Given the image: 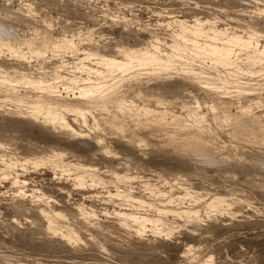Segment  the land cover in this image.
Listing matches in <instances>:
<instances>
[{
  "label": "bare ground",
  "instance_id": "1",
  "mask_svg": "<svg viewBox=\"0 0 264 264\" xmlns=\"http://www.w3.org/2000/svg\"><path fill=\"white\" fill-rule=\"evenodd\" d=\"M228 1L229 3L232 4L233 1L235 2L237 1L239 3L240 0H228ZM235 2H233V4H235ZM252 4H254V6L250 5L246 9V11L248 10L247 11L248 13L249 11H251V14H249L251 15L250 17L253 16L252 13L254 12H252V10H249L250 9L249 7H252L262 12L263 13L262 16L264 17V0H253ZM238 8L239 7L236 5L235 10H237ZM245 8L243 7V9ZM241 11H242V8L241 10H239V12ZM231 14L227 17L229 18L231 16L230 18L232 17L235 18ZM233 15H234V11H233ZM213 16L216 17L215 15ZM225 16H226V13H225ZM235 16L238 18L240 17L237 15ZM201 18L202 17L198 19L193 18L194 21H197L198 23L195 22L194 24L191 22V24H194V25L192 26L189 23L188 25L191 27H188L183 17L178 18L177 16L175 20L178 22V24L180 23V26L182 27V29L180 28L181 31L177 33L175 37H173L174 35L173 36L171 35L173 39L169 37V39H171L172 41L171 43H168V46H166V44L163 45L162 44L163 42L161 43V38H160L161 35L159 34L160 32H157L158 34L155 33V35H159L158 37L160 40L158 42L157 41L158 37L154 35L155 31H153L155 29H151L150 31H152L153 33H151L150 35H147V37L151 36L150 37L151 40H147L149 38L148 37L146 39L144 38L145 40L143 39L144 41H142V38H141L140 41L142 42L128 44L126 42H122L123 40H121L120 38L119 40L121 41L119 42H117L118 39L117 41L115 40L116 44H111L112 42L109 43V45H107L108 47L110 45H112V47L116 46L115 47L116 50L115 49L112 50V52L114 51L115 53H111L109 51H103V49L106 50L103 47H102L103 48L102 52L97 51L99 49L93 48V44L91 43L92 39L91 37L86 35V32L83 33V35H86V36H81V34L73 33L74 31H70L73 34H71V36L67 38L66 35L43 31L41 32L39 36V40L35 41L34 39H32L30 35L34 31L32 30V32H28L26 34L27 36H23L21 38L19 37L16 39V38L11 37L10 35L11 32L7 30V27H5V25L1 23L0 25L4 26L3 28L4 31L6 30L8 32H5V34H2V35L0 34V55L2 56V53H5V51H7L6 53L10 55L9 57L13 58L11 59L13 62L11 60L7 61L9 60L7 58L5 59L7 62H5L4 59H2L4 60V62H0V82H1L0 87H2V84H3V87H2L3 89L0 88L3 94L1 93L0 95L2 97H8L9 99L13 98L19 102V105H24L26 107L24 110L26 118L34 117L36 120H40L41 122L44 121L43 123L47 125L51 123V125H48L50 126L49 129L50 128L51 129L53 128L54 130L56 129L57 133H61L64 136L65 134H68V136L70 135V137L72 135H80V137H84V135H87V134L84 133L82 128L85 127V125H90L89 127L90 129L91 128L95 129L94 132L99 131L100 133L104 135L106 133H108L109 135L113 134L112 136H114V134L115 135L118 134L117 136L120 137L121 134H126V133H123V132H126V130L131 133L135 131L136 136L141 135L138 138L139 140L141 138V141H142V139L147 138V137L145 138L142 137V135L146 136L149 134H153L155 135L154 138L155 137L159 138L158 140L162 139L161 140L162 143L163 141H165L164 143L169 142V143H172L173 145L176 144V147L177 145L181 147H188V148L190 146H193V147L195 146L198 149L204 148L205 152H213L215 151L214 149H217L218 151L220 143H221V140H219L220 135L224 137V139L227 140L228 142H229L228 138L229 139L231 138L230 140L232 142H238V141L243 142L245 140H250V141H254L256 146L261 145L264 148V90H263L264 88L261 91L254 90V89H257L259 84L256 83L255 88H252L250 87L252 86L251 84L248 85L249 84L248 80L247 81L245 80V78L248 79V76H249V80L252 81L250 78L255 73L256 75L258 74V75L264 76V37L261 38L262 37L261 34H264V33L262 32L258 33L261 35V37H258L259 35L256 34L257 31L255 30L254 32H250L247 35L245 34L248 31L246 33L241 31V33L243 34L245 33L244 36H242L243 34L241 35L236 34L233 31L234 29H232L233 32L232 31L230 33L225 32L227 33L225 35L226 37L222 39L221 37L224 36L225 33L223 34L221 30L222 28L223 30H225L224 28L226 27L220 26L222 28H219V25L217 24L218 25L217 28H219L220 29L219 30L215 26H212L215 23L213 21V23L210 24L211 26H207L208 27L207 28L205 24L203 25V23L208 22L209 20L211 21V18L209 17L208 19L207 16L203 18L204 20H202ZM221 19L224 20L225 18L223 19L221 17ZM236 20H239V19H236ZM250 20L252 21L253 19H250ZM246 21H244L245 22L244 25L245 24L247 25L248 22ZM251 21L250 23L254 22V21L252 22ZM226 22H227V19H226ZM217 23L220 24V22H217ZM240 23L241 21H239V24L237 22L238 24L237 26L241 25L239 27H244V25L242 26V24ZM36 25L35 26L33 25L30 28L37 29ZM220 25H223V22ZM235 25H233V27ZM3 26H1L0 30H2ZM161 27L162 26H160V28ZM4 31H2V33ZM221 33L223 35L220 36ZM218 34L220 37L218 36L217 38L216 36ZM5 35H9L11 38ZM153 37H156V39ZM75 40H77V43L85 41V45L87 46V48H83L82 50H79L77 47V43H75ZM159 43L163 45V47L160 46ZM234 45L236 46L238 45L239 49L244 51L243 55H242L241 50L238 49V47H236L237 49L235 50ZM63 49H69L73 55H71L69 58L71 61V65L68 67L63 66L62 68H65L64 69L65 71L62 69L63 70L62 72L60 71V68L62 66L61 62L63 61L62 57H65L63 55V52L65 50ZM111 49L112 48H110V50ZM237 50H239L240 52ZM46 53H50V57H49L50 60L48 57H46V59H48L49 61L43 60L45 58L42 59V57L46 56ZM239 53L241 54L240 57H238L237 55ZM203 58H208L210 62L207 67L200 68V66L206 65V64L204 65V62L202 64V61L204 60L206 61V59H203ZM24 60L26 62H24ZM66 60L67 59H65L64 61ZM238 60H240V62ZM44 61H47L48 63ZM234 65H236L238 68L239 66L244 68V69H241L242 71L240 70V72L244 73V75L247 74V72L249 71L247 77L245 75V78H244L241 75L244 78L243 82H242L243 79H239V78L237 79L239 70H235V71L232 70L233 71L232 73H235V72L237 73V75L236 73L232 75L230 69ZM228 66L231 67L230 69L228 68L230 71L229 70L227 71L226 69V67ZM178 67L180 68L184 67L183 68L184 71H181L182 69L179 70ZM208 67H209V70L213 72L207 73L206 71H204V69ZM176 68L182 73L185 72V74H183L185 76L187 72L188 74H190V75L187 74V77L191 79V81L188 79V82L190 83L187 84L185 82L186 84H183V85H186V86H183L185 87L183 89H184V92L186 91L184 93L186 95L182 94V98L180 95H179L180 97L175 95V93H177L175 92V90H173L175 87L174 88L172 87L173 88L172 89L170 86L168 88L172 89L173 93L172 92L171 93L173 95L165 94L166 97H162V98L161 96L159 97V95H156V92L154 91V87L156 86H153V85H152L153 87H147V88H141V87L137 88L136 87V89L133 91L131 90L132 86H130V92L129 91L128 93L126 92L128 95H125L124 93H123L124 95L123 94L120 95L118 91H114L118 88L117 86L115 87L113 86L116 85V83H118L120 80L122 82V80L125 77L131 76V78H134V77L136 78V77H139L141 74H143L144 76L145 74H147L149 77H153V80H154V78L155 79L158 77L163 78L162 76L170 75L171 73L176 72L177 70ZM245 69L247 70L246 73L244 72ZM223 71L225 72L227 71L226 72L227 74H229L230 72L231 74L229 75L231 77L233 76L234 77L231 78L228 75V78H227L226 76L227 74L223 75L222 73ZM203 72L207 74H204ZM218 73L220 74L222 73L223 76L219 78L220 74L217 75ZM250 73L251 74L253 73V74L250 76L249 75ZM132 75L133 76L136 75V76L132 77ZM147 75L146 77L149 78ZM205 75H208V76H205ZM256 75H254V77ZM144 76H141V77H144ZM235 76L237 77L235 78ZM257 78L258 77H256L255 82ZM117 80L119 81L117 82ZM125 81L127 82L126 79ZM262 81H264L263 77H262ZM59 83L61 85L63 84L64 88L67 91L72 92L73 90H78L79 96L75 98L73 97V99H71L72 97L68 98L69 92L68 94L66 92L68 96L61 97L59 94V89H58V86L60 85ZM180 83H182V81ZM228 83L231 84L230 86H232V88L228 87L229 86ZM252 84L254 85V83ZM17 85H22L21 86L22 89L25 88L24 90L25 93L23 92L24 94L19 95L20 92L15 91L17 90L16 89ZM140 85H141V82H140ZM17 87L19 88V86ZM108 88H109V91H108ZM104 89H107L106 91H108V93H111L110 90H112V93L116 92V95L115 93L114 94L111 93L112 95H115L112 97L111 94L109 95L103 94V92H106ZM17 91H19V89ZM15 92L18 95L15 94ZM228 92H231V94L229 93L230 97H226ZM224 93H226V95L223 96ZM221 94L223 97L221 96ZM215 96H217V98ZM13 99H11L10 101H15ZM200 105L208 107V108L206 109V111H204L205 109L203 110L202 106ZM230 106H232V108H235V111L231 112L232 109ZM19 110L21 109H18V111ZM21 112L22 111H20V113ZM86 112L88 113L90 112L89 114L87 113L88 119L90 117L89 120L87 119ZM247 119H250V122H246ZM242 125H246V127H243ZM138 128L140 131H141L140 128H142V131L144 129L145 130L144 133L142 131L140 132L139 130H137ZM46 130H48L47 127H46ZM136 130L139 131L140 134L137 133ZM46 132H49V131H46ZM94 132L93 134H91V136L94 135ZM99 132L97 134V138H102L101 137L102 135H99ZM127 134L126 136L130 135V134L129 135ZM131 135L133 136V133ZM135 135H134V138L136 139L137 137H135ZM58 136H57V139H58ZM1 139L2 138H0V140ZM70 139L72 138H68L65 141L68 142L67 140H70ZM83 140H86V139H79L76 142H73L71 144L68 143L67 145H64V143H62L63 145L62 144L60 145V143H56L57 141L55 143L54 142L47 143L46 146L43 145L44 147H42V148H45L44 150L49 149L47 150L48 151L47 153L51 152V154L46 155L47 157L43 156L44 155L43 153L45 152H43L42 155H38L40 152H42V150H40V152L37 151L39 153L36 152L38 156L35 155V153L32 155L29 154L26 156L20 155L19 157H16V155H13V154H8V156L10 155L9 158H5L6 160H4L3 158H1L4 156V154L0 152V159L2 161V163L0 164V170L2 171L0 174V180L3 178H6L8 179L10 186H13L12 193L14 194V196H16V198H18V201L16 199L17 201L16 203L18 207L17 211L18 210L29 211V209H31L32 210L31 212H33V214L32 213L31 214L34 215L33 219L37 218V219L43 220L42 226H43L44 231H46L47 233H51L52 236L53 234H58V236L60 237L59 238L60 240L64 239L63 243L64 244L66 243L67 247L72 246L73 244L75 245V243L77 244V242L81 241L82 244L90 243L91 246L97 247L98 250H103V251L105 250L104 252H106L108 248L107 246L109 245V243L108 245L106 244L107 242H110L108 240V237L113 234L112 230L111 232L109 230L110 227L108 229V226H110L111 221H107V218L105 219V221L107 222H104V220L103 222L98 220L97 211L102 210V209L109 210L108 206L112 203V201H116V199L123 202L122 203L123 206L125 204L128 205V202H129V203H132L130 204L131 207L134 204L133 206V208L135 207L134 210L136 209V207H141L144 210V213L142 215H139L136 212L140 208H137L134 211L133 208L129 206H128L129 209H127L128 207L126 205L124 207H127L126 208L127 210H125L123 209L124 207L121 204H119V206L123 208L116 207L112 209L111 211L109 210L107 215L105 214L107 217H110L111 219L114 217L113 220L114 221L116 220L115 222H117V225H118L117 229L114 227V225L112 226L113 227L112 229L114 231L116 229V232L113 231L115 233L113 236V239L109 237L113 240L112 242H116V243L117 241L122 242V240L126 241L127 239H132V237L134 236L135 237L139 236L141 238L140 235L143 236V232L147 231L146 229L147 225H145L147 222L150 224L148 228V230L151 232L150 235H152V237L154 236V238L158 236V234L160 233L163 234L164 232L165 233L170 232L172 234V232L178 231V229L185 230L186 227L188 228L189 226L187 224H190V225L193 224L191 226V230L195 232V230L198 229L197 226L200 224H203L202 220L205 219L204 217L206 216L208 217L209 214L211 215L209 211L212 210V208H215V207L217 209L219 207L222 208L221 204H224V203L227 207H229L234 202L232 200L234 198L233 196H232L233 198H231V196L230 198H228V196H223L224 194L217 195V193L211 194V196L208 198H204L207 190L205 191V193H203V191L202 192L200 191L201 189L200 190L199 188L196 189L197 187L193 186L191 184L192 182L190 183L188 181V178H186L188 174L186 175V172L190 170L191 168L188 167L187 165L179 163L180 161L176 165L174 164L173 166H170V165L163 166L162 162L161 163L159 162L158 164L155 162H146L148 164L147 166L153 167V169L151 168L152 170L151 172L154 173L153 177H155L156 175L155 172H158V173L162 172L163 173V175L161 176L162 178L157 179V177H155V179H152L151 177L152 173H150L149 175H147L148 177L146 178V180L144 179L139 180L137 185H134L133 183L132 184L127 183V179H132V178L134 179V178L142 177L138 174V172H133V171L130 172V170L128 171L127 169L118 170L117 166L115 167L113 165L116 163V161L114 163L113 162L114 160L112 162L107 159L101 160L102 155L100 157L98 156L97 158H95V155L93 154L94 157L92 158L93 159L95 158V159L91 160V162L89 161L88 162L86 161L85 162L84 161L83 162H78V161L73 162L69 158L63 159L59 157L62 155V154L60 155L59 151H83L85 153L87 152L92 153L91 151L94 149V146L91 144L92 142L87 141V140L83 141ZM98 140L100 141L101 139H98ZM170 140L172 141L170 142ZM99 141H96V142H99ZM158 142L159 141H157L156 143L157 145L160 146ZM191 148L192 147H190L189 149ZM228 148L232 149L230 147V144ZM193 150L195 151L194 148ZM197 151L201 152V150H197ZM53 152L55 153L53 154ZM213 153L216 154L217 152L215 151ZM220 153L218 152V154L216 155H219ZM15 154H18V153H15ZM51 156L52 157L58 156L59 158L53 159ZM244 160L246 159L244 158ZM135 161L137 162L139 161L140 163L139 166L141 165V163L144 162L138 159H134L133 163H136ZM48 162L52 163V165L49 166L50 172H51L50 174L52 175V177L57 178L56 176L57 174L64 175L63 180L67 182L66 183L67 187L66 185L64 187L61 185L60 187L66 189L70 194L69 193L63 194L62 196L58 195V197L63 198V199L61 198L62 200H60L59 202L53 201L51 199L53 196L52 192L50 193L51 188L47 191V190H44V188L41 187L40 185L36 186L35 184L36 182L34 178H35V175H39L40 166L43 164H49ZM99 162L105 163L107 165L106 166L107 169L105 170L106 174H104L101 171V168H102L101 165L98 168L96 167V164ZM174 162H177V160H175ZM236 166L233 165V168L234 167L236 168ZM242 166L243 164H241L240 167ZM228 168L231 169L230 167ZM197 170L198 169H196V171ZM12 173H15V175L12 176ZM58 178L60 179L59 176ZM167 179L168 180L173 179L174 181L178 179L179 180L178 182L182 180L183 182H180V185H178V187H181L182 188L181 190L184 191V192H181V193H184L183 194L184 198H186L187 201L191 203L193 202V205L195 203V206L190 207L191 205L187 203L188 206L184 208L176 207V209L174 208L172 209L169 205L172 203L171 201H170L171 203H169L170 199L167 200L166 198H162V197L160 199L159 196H158L159 199L157 201H155L156 199L154 201L153 200L150 201L149 198L153 196L155 193L152 195V193L149 191H153V189L155 191V189L160 188L157 186L159 182L166 181V184H167ZM118 181L119 182L123 181L124 183H127V185L120 186L119 184H116V182ZM178 182L175 181V183H178ZM163 183H160V184H163ZM175 183H172V184H175ZM58 185L60 184L58 183ZM154 186L156 188H154ZM159 186H162V185H159ZM172 186L173 187L177 186V184L171 185L170 187ZM26 187L31 188V190H29L31 192L30 195L26 194L28 191L27 189H25ZM96 187H100L102 190L101 191L94 190ZM150 188H153V189L149 190ZM46 189H48V187ZM143 189L146 190L145 191L146 193H147V189L149 190L148 191L149 194L151 193L149 198L146 195L144 196L142 195V193L144 194ZM74 190H78V191L80 190L81 192H83L82 194L90 192L88 196L96 195V194L91 195L92 192L100 193V194H97L98 196L97 195L96 196L97 197L100 196L101 200L99 199L100 200L99 203L90 202V204L85 203L83 200H82L83 202L80 201L82 198L80 200L78 199L74 200L70 196L72 194L71 192H73ZM83 190H85L86 192ZM140 190H143L141 191L142 193L138 192ZM159 193L161 192H158V194ZM158 194L156 193V195ZM26 195L30 196L31 201H28V202L25 201L24 198L27 197ZM167 196H169V194H167ZM180 197L181 196H179V198ZM171 198H173V196H171ZM179 198L178 200H181L182 197L180 199ZM19 199L21 200L24 199V201L23 200L20 201ZM147 201L148 202L150 201L149 202L150 204H146ZM112 204H111V207L113 206ZM115 204L116 203H114V205ZM247 208L249 207L247 206ZM149 211H150V215L152 214L151 211H154L155 214H152L151 215L152 217H148L149 215H147V213ZM167 211H169L172 214V219L170 221H168V219L162 215L163 213L167 215L166 213ZM145 220H147L146 223L144 222ZM106 230L107 231L109 230V232H106ZM86 231L92 232V234L89 236L88 239L83 241L82 238H84L83 235L85 234ZM105 232L107 234L110 233L108 234L109 236L107 237V239L102 236L105 234ZM184 232H186V230ZM180 233L182 232L180 231ZM189 233L191 232H188V233L186 232L185 235ZM195 233L193 234L191 233V234L195 235ZM102 237L103 239H105V244L104 242L101 244L102 240L100 241V239H102ZM187 237L190 238L188 235ZM192 239H194V237H192ZM185 241H183L184 243H182L184 244L182 248L184 249V251L183 250L182 251L184 253L185 251L190 252L194 245L188 240L187 242ZM112 242H111V247L115 248L116 247L115 245H118V244H115ZM131 243L133 244V242ZM196 243L198 244L199 242H196ZM105 245L107 248L105 247ZM152 249H155V247ZM207 254L208 253H206V255ZM207 257H210V256L207 255L205 257L204 259L205 262L207 261Z\"/></svg>",
  "mask_w": 264,
  "mask_h": 264
},
{
  "label": "rangeland",
  "instance_id": "2",
  "mask_svg": "<svg viewBox=\"0 0 264 264\" xmlns=\"http://www.w3.org/2000/svg\"><path fill=\"white\" fill-rule=\"evenodd\" d=\"M227 1L228 0H0V24L2 23L3 25H5V27H7V30H9L11 32V34L9 33L11 35V37L16 38V39L19 37L21 38L23 36H27L26 34L28 32H32V30H34L33 31L34 33L32 32V34H30V35H31L32 39H34L35 41L39 40V36H40L41 32H43V31L54 32V33H58L61 35H66L67 38H69L71 36V34H73V33L81 34V36L87 35V36L91 37V39H92L91 43L93 44V48L99 49L97 51H101V52H102V49L105 48L106 50L103 49V51H109L111 53H115L114 51L112 52V50H114V49L116 50V48H115L116 46L112 47V45H110L111 47L110 46L108 47L107 45H109V43L112 42L111 44H116L115 40L117 41V39H118L117 42L123 40L122 42H126L128 44H133L136 42L139 43V42L144 41L146 38H148L149 36L147 37V35H150L151 33H153L152 31H150L151 29H155V30H153V31H155L154 35H155V33L158 34L157 32H160L159 34L161 35V37H160L161 43L163 42L162 43L163 45L166 44V46H168V43H171V41H172L171 39H169V37L173 39V37H175V35L177 33H179L182 29V27L180 26V23L178 24V22L175 20V18H177V16H178V18L183 17L186 25H188L190 23V25L193 26L195 24V22L198 23L197 21H194V19H198V18L202 17L201 19L204 20L203 18L205 16H207V18L209 19V17L211 18L213 15H215L216 17L213 16L211 18V21L209 20L208 22L203 23V25L205 24L206 27L211 26L210 24L213 23V21H214L215 23L212 26H215L216 28L218 27V25H219V28L226 27V28H224L225 30H223V28L221 30L223 34L225 32L230 33L232 31V29H234L233 30L234 33L240 34V35L243 34V33H241V31H243L245 33L248 31L246 34L244 33L245 35H247L250 32H254V30L257 31L256 34L261 33V32L264 33V20H262V19H264V17L262 16L263 13L252 8V7H249L250 9L249 8L248 9L252 10V12H254V13H252L253 16L250 17L251 15H249V14H251V11H249V13L247 12L248 10L246 11L248 6H250V5L254 6V4H252L253 0H240L239 3L236 1L238 4L235 1H233V2H235V4H233V2L231 4V3H229V1L228 2ZM222 4H223V6H222ZM236 5L240 8V9L238 8L239 10H241V8H242V11H241L242 13L239 12L238 9L235 10ZM220 6H222V7H220ZM242 6L244 8L245 7L246 8L243 9ZM233 11H234V15H233ZM235 11H237V12H235ZM255 12H256V14H255ZM225 13H226V16H225ZM239 13H241L242 15ZM218 14H220V15H218ZM230 14L232 16H234L235 18H233V17L230 18L231 16L228 18L227 16H229ZM235 15L240 16V17L238 18ZM254 15L256 18L254 17ZM219 16H221L223 19L224 18L225 19L222 20L221 17H219ZM201 19H199V20H201ZM226 19H227L228 23L226 22ZM236 19H239V20H236ZM250 19H253L252 21H254V22L250 23V21H251ZM239 21H241L240 24H242V26L245 23L244 21L248 22L249 24L247 23L248 26L245 24L246 26L244 25V27H239V26H241V25L237 26L239 24ZM191 22L194 24H191ZM217 22H220V24H222V22H223V25L224 24L225 25L224 26L220 25ZM237 22H238V24H237ZM207 23H209V24H207ZM257 23H259V24H257ZM7 24H8V26H7ZM3 25H0V28ZM33 25L34 26L36 25L37 29L36 28L31 29L30 27H32ZM156 25L159 27H157ZM233 25H235V26L233 27ZM160 26H162V27L160 28ZM220 26H222V27H220ZM188 27H191V26L188 25ZM3 28H4V26L2 27V30H0L1 35L5 34V32H8L6 30L4 31ZM219 28H217V29H219ZM238 28H239V30H238ZM245 29H247V30H245ZM2 31H4V32L2 33ZM70 31H74V32L71 33ZM85 32H86V35H83V33H85ZM222 33L220 34V36L223 35ZM227 33H225L224 36H222L221 38L223 39L224 37H226L225 35ZM244 34L242 36H244ZM171 35L172 36L174 35V36L171 37ZM258 35H257L258 37H261V35H262L261 38L264 37V34H261V35L258 34ZM5 36L10 37L9 35H5ZM152 36H153V34H152ZM155 36L158 37L159 35H155ZM165 36H166V38H165ZM218 36H219V34L216 37L218 38ZM156 37H153V38L156 39ZM120 38H121V40H119ZM141 38H142V41H140ZM149 38L147 40H151V38L150 39ZM157 39H158L157 41L159 42V40H160L159 37ZM213 40H215V39H213ZM113 42H115V43H113ZM75 43H77V40H75ZM163 45L160 44V46H162V47H163ZM77 47L79 50H82L83 48H87V46L85 45V41L77 43ZM236 47H238V45L237 46L234 45L235 50L237 49ZM110 48H112V49L110 50ZM238 49H239V47H238ZM63 50H65L63 52V55L65 57H62L63 63L61 62L62 66H61V68L59 67L60 71H62V72L65 69V68H62L63 66L68 67L71 65V61L69 58L71 55H73L69 49H63ZM239 50H241V49H239ZM239 50H237V51H239ZM6 52L7 51H5V53H2V56L0 55L1 56L0 62H4V60L6 58L9 59L7 61H10L11 59H13L12 57H9L10 55ZM66 52H68V53H66ZM241 52L243 55L244 51L241 50ZM237 55H238V57H240L241 54L239 53ZM237 55H235V56H237ZM46 57L49 58L50 53H46V56L42 57V59L45 58L43 60L49 61L50 58L48 60V59H46ZM2 59H4V60H2ZM17 59H19V58H17ZM65 59H67V60L69 59V60L64 61ZM203 59H206V61L205 60L202 61V59H201L202 64L204 62V65L205 64L206 65L205 66L202 65V66H200V68L201 67H207L209 65L210 61L208 60V58H203ZM7 61L5 60V62H7ZM47 61H44V62H47ZM88 61H90V60H88ZM238 61L240 62V60H238ZM24 62H26V61L24 60ZM236 67H237L236 65L232 66V68L230 66H228V67H226V69L228 71L231 68L230 69L231 73L233 72L232 70H234V71L239 70L240 75L239 74L237 75V73L235 72L236 75L238 76V77L235 76V78L237 77V79L238 78L243 79L242 80V82H243L245 75L247 77L249 71L247 72V70L245 69L244 72L245 73L247 72V74L244 75V73L240 72V70L244 69V68L239 66L240 69L238 67H237L238 68L237 69ZM183 68L178 67L179 70L182 69L181 71H184ZM178 69L176 70V72H173L170 75L162 76L163 78L158 77L159 79L154 78V80H153V77H149L147 74H145V76L143 74H141L139 77H136L137 79L134 77L136 75H134V76L132 75V77H134V78H131V76L125 77L122 80V82H121V80L120 81L117 80V82L119 81L121 83L118 82L119 84L116 83V85L113 86V87L117 86V88L119 89L118 90L115 88L116 90H114V91H118V93H120V95L123 93L125 95H128L127 93H128V91L130 92V86H132L131 87L132 91L135 90L136 87L137 88H139V87L147 88V87L156 86V87H154V91L156 92V95H159V97L161 96V98H162V97H166V95L172 94L173 93L172 89L175 87L176 89L174 88L173 90H175V92L178 93V94L175 93V95H177L178 97L181 96V98H182V94L186 95V94H184L186 91L184 92V89H183V88H185L183 86H186V85H183V84H186V83L188 84L190 82H188L189 78L187 77V74H188L187 71L188 70L186 69L187 74L185 76V75H183V74H185V72L182 73ZM204 71H206L207 73L213 72V71L209 70V67L204 69ZM224 72L225 71L222 72L223 75L227 74L226 72L225 73ZM179 73L180 74L182 73V74L180 75ZM207 73H204V74H207ZM222 73L217 74V75L220 74L219 78L221 76H223ZM231 73L229 72V74H231ZM235 73H232V75H234ZM253 73H255V72H253ZM229 74L226 75L227 78H228ZM252 74L250 73L249 75L251 76ZM146 75L149 78H147ZM188 75H190V74H188ZM254 75H256V73L252 75L253 78H252V76L250 78L252 81L249 80V76H248V79L245 78V80L246 81L248 80V83H249L248 85L251 84L252 86H250V87H252V88H255L256 83L259 84L258 87L256 86L257 89H254V90L261 91L264 88L263 87L264 81H262V77L264 79V76L257 74L254 77ZM141 76H144V77H141ZM205 76H208V75H205ZM233 77H231V78H233ZM256 77H258V78L255 82ZM224 78H226V77H224ZM259 78H261V79H259ZM125 79L127 80V82L125 81ZM133 79H134V81H133ZM138 80L141 82L142 86L140 85V82ZM158 80H160V81H158ZM189 80L191 81V79H189ZM175 81L176 82L178 81V82L176 83ZM181 81H182V83H180ZM134 83H136V84H134ZM153 83H155V84H153ZM252 83H254V85ZM260 83H261V85H260ZM179 84H181V85H179ZM245 84H247V83H245ZM0 85H1V82H0ZM230 85L231 84H229L228 87L232 88V86H230ZM17 86H19V88ZM17 86H16V89L17 90L19 89V91H17V90H15V91L20 92L19 95L24 94L25 88L22 89V87H21L22 85H17ZM169 86L171 88L172 87L173 88L170 89V88H168ZM2 87H3V84H2ZM2 87H0V88H2ZM113 87H112V89H113ZM165 87H167L168 89ZM120 88H122V89H120ZM58 89H59V94L61 97L62 96L65 97V96L69 95L68 98L72 97L71 99H73V97L75 98V97L79 96L78 90H73L72 92L67 91L64 88L63 84L62 85L60 84L58 86ZM179 89H180V91H179ZM104 90L106 91L107 89H104ZM108 91H109V88H108ZM108 91L103 92V94L109 95L112 93V90H110L111 93H108ZM16 92H15V94H17ZM66 92H67V94L69 92V94L67 95ZM224 92H226V91H224ZM255 92H257V91H255ZM1 93H2V90H0V94ZM99 93H100V91H99ZM114 93L116 95V92H113L112 94H114ZM229 93L231 94V92H228L226 97H230ZM115 95H112V97ZM224 95H226V93H224L223 96ZM221 96H222V94H221ZM107 97H109V96H107ZM215 97L217 98V96H215ZM11 99H13V98H11ZM11 99H9L8 97H2L0 95V133H1L0 138H2L1 139L2 141L0 140V152H2L4 154V156L1 157L4 160H6L5 158H9L10 155L8 156V154L16 155V157H19L20 155H23V156H26L29 154L32 155L34 153H35V155H37L36 152L37 151L40 152V150H42V152H40L41 154L39 152H37V153H39L38 155H42V153L45 152V153H43L44 154L43 156L47 157L46 155L51 154V152L47 153L48 152L47 150H49V149L44 150L45 148H42V147L46 146L47 143H50V142L55 143L57 141L56 143H60V145L62 143H64V145H67L68 143L71 144L73 142H76L79 139H86L87 141L92 142L91 144L94 146V149L91 151L92 153H89V152L85 153L83 151H59L60 155L62 154L59 157L63 158V159L69 158L73 162L74 161H78V162H83V161L88 162L89 161V162H91V160H94L98 156L100 157L102 155V157H101L102 159L100 158L101 160L107 159L111 162L114 160L113 161L114 163L116 161L117 164L115 163L113 165L115 167L117 166L118 170L127 169L128 171L130 170V172L131 171L138 172V174L142 177L134 178V179L133 178L127 179V183H129V184L133 183L134 185H137L139 180H143V179L146 180V178L148 177L147 175L152 173L151 168L153 169V167L147 166L148 164L146 162H155L157 164L159 162L160 163L162 162L163 166H169V165L173 166L174 164L176 165L180 161L179 163L187 165L188 167L191 168L190 170H188L186 172V175L188 174L186 177V178H188V181L190 183L192 182L191 184L193 186H196L197 187L196 189H198V188H199V190L201 189L200 191L201 192L203 191V193H205V191L207 190L206 191L207 194L205 193L204 198H208L211 196V194L217 193V195H223L224 194L223 196H228V198H230V196H231V198L234 197L232 199L234 202L229 207H227L224 203V204H221L222 208H220V207L218 209L216 207L212 208V210L209 211L211 213V215L208 213L209 218L207 216L204 217L205 219L203 218L204 220H202L203 224H200L197 226L198 229L195 230V232L198 231L197 233H195L191 230V226L193 224H191V225L187 224L189 226H188V228L186 227V229H185L186 232L187 233L191 232L192 234L195 233V235H192L191 233L185 235L186 232H184L185 231L184 229H182V230L178 229L179 233H178V231H174V232H172V234L170 232H167V233L164 232L163 234L162 233L158 234V236H156L154 238V236L152 237V235H150L151 232L148 230L150 224L148 222L146 223V221L148 220L147 219L144 221L146 223V224L145 223L144 224L147 225V228H146L147 231L143 232V236L140 235L141 238L139 236H136V237L134 236L135 238H137V237H139V238L135 239L134 237H132V239H127L126 241L122 240V242L124 241L123 243L118 242V241L116 243V242H112L113 241L112 239H113V236L115 234L114 232H116V229L118 228L117 222H115L116 220L115 221L113 220L114 217L111 219L110 217H107L106 215L108 214L109 210L111 211L112 209H114L116 207L123 208L124 206L127 205V204H125L123 206L122 205L123 202L116 199V201H112V203H113V204L111 203L113 205L112 207H111V204L109 205L110 207L108 206L109 210L102 209V210L97 211V219L98 220H100L102 222H103V220H104V222L111 221L110 223L112 224V225L110 224V226H108V229L110 227L109 230H110V232L112 230L113 234L111 233L112 235L109 236L108 234H110V233H108V234L106 233V232H109V230L108 231L106 230V232H105L106 236H105V234L102 235L106 239L108 236L112 238L111 239L108 237V240L110 242H107L108 240L106 241L107 242L106 245H108V243H109V245L107 246L108 248L105 245V247L107 248V250H106L107 253H106V252H104L105 250L104 251L98 250L97 247L91 246L90 243L82 244L81 241L77 242V244L75 243V245L73 244L72 246L67 247V244L65 243L66 244V246H65V244L63 243L64 239L60 240L59 239L60 237L58 236V234H53V236H52L51 233H47L46 231H44L43 226H42L43 220L37 219V218H34L35 219L34 220L33 219L34 215H32L33 212H31L32 211L31 209H29V211H25V210H23V211L18 210L17 211L18 207H17L16 202L18 201V198H16V196H14V194L12 193L13 192V190H12L13 186H10L8 179L3 178L0 180V264H125V263L126 264H264V196H263L264 195V148L261 145L256 146L255 142L250 141V140H245L243 142H240V141L232 142L230 140L231 138L230 139L228 138V140H229V142H228L227 140L224 139V137H222L220 135L219 140H221V143H220L219 149H218V151H217V149H214V150L217 152L216 154H218V152L219 153L221 152V153L219 155H216L215 153H213L215 151L205 152L204 148L198 149L195 146L194 147L190 146L192 148L189 149L190 147L189 148L188 147H181L179 145H177V147H176V144L173 145L172 143H169V142L164 143L165 141H163V143H162V141H161L162 139L158 140L159 138H156V137L154 138L155 135H153V134H149L146 136L142 135V137H144V138L147 137L146 139H148V140L142 139V141H143L142 142L141 138H140V140L138 138L139 136H141V135H139L140 134L139 128L137 129L139 131L136 130L137 133H139L138 134L139 136L135 135V133H136L135 131L132 132L133 133V136H132L131 135L132 133L127 131V130H126V132H123V133H126V134L128 133L127 135H129V134L130 135L126 136V134H121V135L119 134L120 137L117 136L118 134H116V135L114 134V136H112L113 134L109 135L108 133H106L104 135L98 131L99 135H102L101 136L102 138H97L98 132L97 131L94 132L95 129H93V128L90 129L89 128L90 125H85V127L82 128L84 133L87 134V135H84V137H80V135H72L73 137L72 136L70 137V135L68 136V134H65V136H64L61 133H57L56 129L55 130L53 128L49 129L50 126H48V125H51V123H49V122H48L49 124L47 125V124L43 123L44 121L41 122L40 120H36L34 117H27L26 118L25 111H24L26 107L24 105H19V102L15 99H13L15 101H10ZM199 104H200V102H199ZM200 106H202V105H200ZM232 106H230L232 109V110L230 109L231 112L235 111V108H232ZM207 108L208 107L202 106V109L203 110L205 109L204 111H206ZM18 109H21V110L18 111ZM20 111H22V112L20 113ZM87 113L88 112H86V114ZM88 114L86 115L87 119H88ZM89 119H90V117H89ZM38 121H40V122H38ZM45 122H47V121H45ZM246 122H250V119H247ZM242 126L246 127V125H242ZM46 127L48 130H46ZM142 128H140L141 131H142ZM87 129H89V130H87ZM45 130L49 131V132H46ZM53 130H54V132H53ZM144 131L145 130L143 129L142 132L144 133ZM93 132H94V135L91 136V134H93ZM58 135L61 137H59ZM134 135H135V137H137L136 139L134 138ZM57 136H58V139H57ZM67 136H68V138H72L70 140H67L68 142L65 141L66 139H68ZM108 136L112 139H110ZM104 138H106V139H104ZM93 139H94V141H93ZM98 139H101V140L99 141ZM137 139H138V141H137ZM51 140H53V141H51ZM86 140H83V141H86ZM109 140H110V142H109ZM132 140L133 141L136 140V141L133 142ZM96 141H99V142H96ZM157 141H159L158 143L160 144V146L157 145V143H156ZM171 141L172 140H170V142ZM44 143H46V144H44ZM119 143H121V144H119ZM229 144H230V147L232 149L228 148ZM96 147H98V148H96ZM193 148L195 149L196 152H198L197 150H201V152L199 151L198 153H196L193 150ZM190 150H192L193 153ZM228 151H230L231 153ZM15 153H18V154H15ZM54 153L55 152H53V154ZM5 154H7V155H5ZM93 154L95 155L94 159L92 158V157H94ZM246 154H247V156H246ZM196 155H198V156H196ZM59 157L53 156L52 158L58 159ZM244 158L246 160H244ZM134 159H138V160H141L142 162L143 161L144 162L141 163V165L139 166V164H140L139 161L138 162L135 161L136 163H133ZM213 159H215V160H213ZM175 160H177V162H174ZM1 163H2V161L0 159V164ZM48 163L49 164H43L40 166V168H39L40 173H39V175H35V178H34L35 182H36L35 184H36V186L40 185L41 187L44 188V190H47V191L51 188L50 193L52 192V194H53L51 199L53 201L59 202L63 198L58 197V195L62 196L63 194L69 193L66 189L60 187L61 185L63 187L66 185V187H67V184H66L67 182L63 180L64 175H58L57 174L56 175L57 178L52 177V175L50 174L51 172H50V167H49L50 165H52V163L51 162H48ZM241 164H243L242 167H240ZM100 165L102 167L101 171L104 174H106L105 170L107 169V167H106L107 165L105 163L99 162L96 164V167L98 168V167H100ZM233 165L234 166L237 165L236 168L235 167L233 168ZM137 167H138V169H137ZM228 167H230L231 169L233 168V169L231 170ZM196 169H198V170L196 171ZM205 171H207L209 174ZM1 172L2 171L0 170V174H1ZM140 173H142V174H140ZM135 174H137V173H135ZM155 174L157 175V176L155 175V177H157V179L162 178L161 177L163 175L162 172L161 173L155 172ZM13 175H15V173H12V176ZM153 175H154V173H152L151 177H152V179H155V177H153ZM58 176L60 177V179L58 178ZM42 178L44 180L46 178V180L44 181ZM246 178H248V179H246ZM41 179H42V181H41ZM173 179H174V177H173ZM173 179H170V180L167 179V184H166V181H163L165 183L159 182V184H157V186L160 188H158L159 190L155 189L156 192L154 191L153 188L149 189V190L153 189V191H149L147 189V193L145 192L146 191L145 189H143L144 191L140 190L138 192L143 191L144 194L141 192L142 195L143 196L146 195L148 198L150 197L151 193H152V195L155 193L153 196H151L149 198L150 201L151 200L154 201L155 199H156L155 201H157L159 198L161 199V197L166 198L167 200L170 199L169 203H171V202L172 203L169 205L172 209L173 208L176 209V207L184 208V207L188 206V204L191 205V206L189 205L190 207L195 206V203L193 205V202L191 203V202L187 201L186 198H184V196H183L184 193H181L184 191L181 190L182 189L181 187H178V185H180V182H183V181L181 180L180 182H178L179 180L176 179L175 181H177L179 183L178 184V183H175V181ZM251 181H253V182H251ZM54 182H56V183H54ZM57 182L60 185H58ZM127 183H124L123 181L116 182V184H119L120 186H124V185L126 186ZM160 183H163L164 185L160 184ZM172 183L177 184V186H174V187L172 186L173 188L170 187L171 185H175ZM55 184L57 185V187ZM159 185H162V186H159ZM47 187H48V189H46ZM176 187H178V188H176ZM52 188H54L55 190ZM59 188H61V189H59ZM111 188H113V187H111ZM154 188H156V187L154 186ZM25 189L28 190L26 194L30 195L31 192L29 190H31V188L26 187ZM56 190H58V191H56ZM94 190L101 191L102 189L100 187H96ZM83 191H85V190H83ZM148 191L151 193L149 194ZM80 192H81L80 190L79 191L74 190L73 192H71L72 194L70 196L74 200H77V199L80 200L82 198L80 201L83 200L87 204H90V202L91 203H94V202L99 203L101 200L100 196L97 197L98 196L97 194H100V193L92 192L91 195L96 194L97 196L96 195L95 196H88V194H90V192L85 193V194H82L83 192H81V193ZM158 192H161V193L158 194ZM156 193L158 195H156ZM167 194H169V196H167ZM176 194L178 197L176 196ZM170 195L173 196V198H171ZM246 195L248 196V198ZM158 196H159V198H158ZM179 196L182 197V198L180 197L181 200H178ZM239 196H241V197H239ZM58 198H60V199H58ZM90 198L92 199V201ZM237 198H239L241 200H239ZM16 199H17V201H16ZM24 199L26 202L31 201L30 196H27ZM24 199H22V200L24 201ZM182 199H183V201H182ZM19 200L22 201L21 199H19ZM147 202H146V204H150L149 202L148 203ZM114 203H116V204L114 205ZM119 204H121L123 207L119 206ZM130 204H132V203L128 202L127 207L128 206L131 207ZM249 204H250V206H249ZM133 206H134V204L132 205L131 208H133ZM247 206L249 208H247ZM127 207H124L123 209H125V210L129 209V207L128 208ZM134 208H133V210H134ZM137 208H140V209L137 210L136 213L139 215H142L144 213L143 208L136 207V209ZM215 209H217V210H215ZM14 210L16 211V213ZM168 212L169 211L166 212L167 215L164 213L162 215L165 218H167L168 221H170L172 219V214L170 212L169 213ZM151 213L155 214L154 211H151ZM147 215H149L148 217H152L150 215V211L147 213ZM106 218H107V221H105ZM202 221H201V223H202ZM113 225L116 228L115 231L112 229ZM205 226H207V227H205ZM199 227L202 229H200ZM189 230H191V231H189ZM180 231L182 233H180ZM91 234H92V232L86 231L85 234L83 235L84 238H82L83 241L88 239ZM187 235L190 238H188ZM56 236H58V237H56ZM103 237H102V239H100V241L102 240L101 244L103 242L105 244V239H103ZM192 237H194V239H192ZM47 240H49V241H47ZM51 240H52V242H51ZM187 240L190 241L191 243H193L194 249L192 248V250L190 252L185 251V253H184L183 252L184 249H182L184 244H182V243H184L183 241L187 242ZM54 241H55V243H54ZM153 241H154V243H153ZM161 241H162V243H161ZM111 242L118 244V245H115L117 248L115 246H114L115 248L111 247ZM131 242H133V244ZM196 242H199V243L197 244ZM59 243H61L62 245ZM153 245H154L155 249H152V248H154ZM46 246H48V247H46ZM149 247H151V248H149ZM206 253H208L207 255L210 257H207V261L205 262L204 259L207 256Z\"/></svg>",
  "mask_w": 264,
  "mask_h": 264
}]
</instances>
